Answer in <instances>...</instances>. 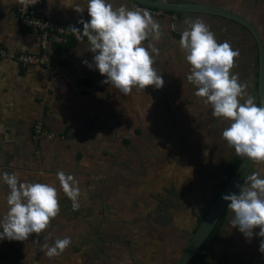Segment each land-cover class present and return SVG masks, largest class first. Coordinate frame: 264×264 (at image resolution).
Listing matches in <instances>:
<instances>
[{"label":"crops","instance_id":"0c3cea01","mask_svg":"<svg viewBox=\"0 0 264 264\" xmlns=\"http://www.w3.org/2000/svg\"><path fill=\"white\" fill-rule=\"evenodd\" d=\"M157 1L224 8L245 18L264 42V0ZM108 2L114 7L126 5L132 10L136 7L129 0ZM19 5V0H0V48L8 54L43 53L48 67H22L7 56L0 57V172L18 173L21 182L54 185L58 190L60 213L42 234L33 233L27 241L0 240V264H168L169 255L175 256L178 236L191 222L189 213L193 210L187 200L194 184L193 173L199 179L202 169L219 168L225 154L232 153L231 160L236 155L222 137L230 121L212 116L211 105L195 95L196 86L187 80L191 66L186 60V51L180 46L181 33L186 27L184 21L186 18L203 19L218 43L227 40L233 50H239L231 73L238 74L240 82H248L246 91L256 98L252 74V78L245 77L247 67L251 72L252 46L248 45L246 51L242 40H250V37L222 18L149 10L161 26L160 39L149 38L143 44L146 47L153 43L158 49V54H153V67L165 83L161 89L133 88L125 96L114 86L102 83L106 76L95 68L94 53L89 51L87 37L82 42L73 40L62 47L41 46L36 35L21 26L13 15ZM74 6L84 11L77 12ZM38 11L46 19L66 25L91 19L87 0H43ZM84 60L93 67L90 69L83 64ZM36 123L52 136L35 137L33 126ZM199 141L197 152L193 142ZM186 146L190 150L193 147V156L192 152L186 153ZM117 148H122L125 156L140 159L146 179L132 184L128 175L119 174L122 170H118L114 160ZM176 154L182 155L181 162L185 159L181 163L182 171ZM160 156L161 159L169 157L171 163L178 166L172 169L167 165L172 171L162 186L159 185ZM129 163L133 165L130 160ZM149 166L156 172L150 178L151 186L146 188L161 186V192L169 190L165 202L169 205L168 214L163 217L169 219L170 226L160 217L163 209L156 202L154 213L152 207L142 210L147 223L137 229L142 233L139 244L130 242L128 248L127 242L107 244L105 234L121 232L123 219L127 222L130 219L131 225L137 223L138 219L128 213L131 208L127 199L132 190L137 191L138 184L148 181ZM59 171L73 175L79 182L78 210H73L72 201L60 187L56 175ZM154 183L157 185L153 186ZM6 192L7 186L0 185V220L8 209ZM65 236L71 237L72 244L60 256L44 255L41 249L45 245L51 246L57 238ZM239 251L240 264H250V258L253 264L255 261L261 264L260 254L253 252L247 256L245 247Z\"/></svg>","mask_w":264,"mask_h":264},{"label":"clouds","instance_id":"9594fccd","mask_svg":"<svg viewBox=\"0 0 264 264\" xmlns=\"http://www.w3.org/2000/svg\"><path fill=\"white\" fill-rule=\"evenodd\" d=\"M24 3L25 0H19ZM77 12L84 9L74 6ZM89 21L81 19L83 31L72 27L78 41L87 37L89 51L94 53L95 68L110 84L125 96L133 88L144 90L148 86L161 89L164 79L153 67L158 49L146 40L160 39V24L147 9H129L126 5L114 7L108 0H87ZM181 33L180 46L187 53L191 66L187 76L196 86L195 95L205 98L211 105L212 116L230 121L222 131V137L238 156L264 163V106H258L256 98L247 93V83L240 82L238 74L231 73L239 50L225 40L218 43L215 34L203 19L186 18ZM90 69L87 60L82 62ZM245 97H247L245 99ZM243 101V102H241ZM60 187L72 201L73 210L80 207L81 189L71 174L57 172ZM0 185L7 186V213L0 220V240L27 241L35 233L42 234L60 213L58 190L52 184L21 182L18 173L0 172ZM238 194L222 196L230 201L228 209L233 212L230 223L247 240L256 236L264 238V178L256 172L246 177L245 186ZM72 244L71 237L57 238L42 251L48 258L60 256ZM264 253V239L259 249Z\"/></svg>","mask_w":264,"mask_h":264},{"label":"rangeland","instance_id":"374dc122","mask_svg":"<svg viewBox=\"0 0 264 264\" xmlns=\"http://www.w3.org/2000/svg\"><path fill=\"white\" fill-rule=\"evenodd\" d=\"M249 40L245 42V46L246 43L247 45L249 44ZM250 47V46H249ZM247 48V46H246ZM246 58L248 59V55L246 52ZM251 64V63H250ZM246 67V65H245ZM250 70H253L252 65H250ZM245 72L247 73V75L245 74L246 78H252L251 76V72L249 71V67L246 68ZM254 78V77H253ZM248 83V82H246ZM254 89V86L252 87ZM255 91V90H254ZM256 102V101H255ZM217 127V125H215ZM219 127V126H218ZM149 130L151 131V127H149ZM145 132H147L145 130ZM153 132V131H151ZM221 136V135H220ZM218 139V138H217ZM137 143V142H136ZM144 143V141H143ZM183 143V142H182ZM190 143V142H186ZM192 143V142H191ZM196 146V148L194 149V151L198 152V147L200 145V141L199 142H193ZM138 144H140V142H138ZM155 145V144H154ZM153 145V146H154ZM135 149V148H134ZM193 150V147L191 148ZM216 149V147H214V150ZM234 149V148H233ZM192 150L188 149V147L186 146V153L189 152L191 153ZM180 151V148L178 149V152ZM114 154L117 155L115 160V163L118 165L117 168L118 170H122L119 174L122 177H126L128 178L129 182L132 181V184H135L134 182L137 181L138 183H140L141 180L146 179L145 176V169L141 170V161L140 159H134L128 156V154L125 156V153L123 152L122 148H117L114 151ZM181 154H176V157H178V162L180 166V169L182 171V162H184L183 159L181 162ZM192 156H193V152H192ZM232 153H227L223 156V164L221 166H219V168L215 169L214 171H210V169H202L201 172L198 173V177H199V181H197V186L200 190L201 193H204L205 195L203 196V198H199L198 200H194L193 203H190L192 206L193 211L191 213H189L190 215V224L184 229V233L181 234L180 233V237L178 236L179 240L178 242L175 244V256H170L168 258V264H174L175 261L177 260L178 255L180 254L185 242L187 241V238L191 235L192 231L195 228V211L200 207V206H204V210L206 208H208V206L211 204V201L213 200L214 195H216V193H218V191L221 189L220 188V184H219V177L221 175V173L224 170V166L226 165V163H229V160H231ZM185 157V155L183 156ZM190 157V156H189ZM163 158L165 159H161L160 156V183L159 185H164L165 181L167 179V174L170 173V171L167 169V165L172 167V169H174L176 166V163H171V161L169 160V157L167 156H163ZM103 160V158H101ZM127 160V161H125ZM130 162L133 163V165L131 166ZM222 161V160H221ZM126 162V163H125ZM231 162V161H230ZM190 165H192V162L190 163ZM120 166H122L120 168ZM176 166V167H178ZM253 171H251L248 176H250L253 173L259 172L261 178H264V163H259V162H255V164L252 166ZM132 170V172L130 171ZM153 171V169H151V167H148V171L147 174L148 176V181H145L144 184L139 185V191L137 189L136 190H132L133 193L131 192L129 194V198L127 199V203L129 204V209L128 213H130L133 217L137 218L138 221L137 223L132 222L133 224L131 225L130 223V219L128 220V222L123 219V221L120 222V225H122V231L116 233L115 231H112L111 233H107L105 234V240L107 244L111 245V244H115L116 242H118V244H123L125 242H127L128 244L126 245L127 248L129 247V243L131 242L132 245H136L139 244L142 241V233L141 231H138L137 229H141L140 227H144L145 224L147 222H145V220H147V218H144V212L148 210V208H153L157 204L160 203L161 205H165L167 203H165L167 201L168 198V192L169 190L164 189L163 192H161V186L159 188H149L147 189L146 186H151V182H153L152 180H150V178L152 179V175L155 174ZM194 176L197 174L193 173ZM154 178V177H153ZM165 178V180H164ZM246 180L243 182L242 187L245 186ZM157 184L154 183L153 186H156ZM163 189V188H162ZM136 191V192H135ZM240 191V189H239ZM238 191V192H239ZM158 192H160V196H157ZM165 197V199H163ZM161 202H164L163 204H161ZM191 202V200H190ZM167 206H169L167 204ZM143 207V208H142ZM151 208V209H152ZM142 210H145L144 212H142ZM153 213L155 211V209L153 208ZM156 211H158L156 209ZM125 213L127 214V212L125 211ZM162 215V213H160ZM186 216H189L187 214H185ZM233 212L228 209V213L226 215V219L225 222L220 226V230H219V234L216 237L215 243H214V247L212 248V250H210L209 252L206 250H201L200 256L199 258L193 262L192 264H240L241 262L238 261L239 259L241 260V257H239L240 251L242 247H245V249H247L246 251V255H252L253 252L260 254V258H261V264H264V253H261L258 249H259V244L260 241L262 239V237H256L255 233L259 232V228L254 230V235L251 238V240H247L245 238V236L238 230V228H232V225L230 223L231 219L233 218ZM118 229L120 230V228L118 227ZM171 231V230H169ZM103 236L104 233L102 232ZM112 240V243H109L108 241ZM114 241V242H113ZM255 249V250H254ZM254 260L253 258H250V264H253ZM255 264L256 261H255Z\"/></svg>","mask_w":264,"mask_h":264},{"label":"water","instance_id":"95a60500","mask_svg":"<svg viewBox=\"0 0 264 264\" xmlns=\"http://www.w3.org/2000/svg\"><path fill=\"white\" fill-rule=\"evenodd\" d=\"M136 5L143 6L146 8H151L159 10L162 12L170 13H193V14H204L208 16H214L217 18H222L232 23H235L242 28H244L251 38L253 39L256 50H257V65H256V101L258 106H264V50L262 42L258 32L253 28V26L243 17L230 12L224 8L201 4V3H176V2H163L157 0H129ZM254 161L243 157L236 170L229 178V180L224 184V186L219 190L197 227L188 238L185 246L180 252L176 262L174 264H190L195 253L200 252L201 244L207 238L223 211L228 208L230 201H225L222 196L237 193L239 191V186H242L243 182L246 180Z\"/></svg>","mask_w":264,"mask_h":264},{"label":"built area","instance_id":"2783aa9c","mask_svg":"<svg viewBox=\"0 0 264 264\" xmlns=\"http://www.w3.org/2000/svg\"><path fill=\"white\" fill-rule=\"evenodd\" d=\"M43 0H25L24 3L16 8V11L13 15L17 18L18 23L21 26L28 28L33 32L38 38L39 44L44 46L46 44L51 45H63L66 44L69 40H77L76 36L71 31V26L79 28L80 31H83V25L79 22L66 25L61 24L56 21H51L46 19L38 11V8L41 6ZM147 9L143 6L134 7L135 9ZM149 10V9H147ZM89 21V20H84ZM86 38V37H84ZM7 56L14 63L19 66H42L48 67L47 60L43 53L40 54H27V53H14L8 54L3 48H0V57ZM33 134L35 137L43 135L46 138H50L52 134L46 132L42 129L41 124L36 123L33 126Z\"/></svg>","mask_w":264,"mask_h":264},{"label":"flooded vegetation","instance_id":"af4514ba","mask_svg":"<svg viewBox=\"0 0 264 264\" xmlns=\"http://www.w3.org/2000/svg\"><path fill=\"white\" fill-rule=\"evenodd\" d=\"M214 17V16H213ZM230 22V21H229ZM232 23V22H231ZM235 24V23H234ZM237 27H238V29L239 30H241L246 36L248 35L249 37H250V42H249V44H251V46H252V51H251V53H252V55H251V65H252V67H253V70L251 71V73H252V75H253V77H254V81L256 80V65H257V50H256V45H255V43H254V41H253V39L251 38V36L249 35V33L244 29V28H242L241 26H239V25H237V24H235ZM252 25V24H251ZM253 28L257 31V29L253 26ZM258 32V31H257ZM259 34V33H258ZM260 36V35H259ZM260 39H261V42H262V46H263V50H264V42H263V40H262V38H261V36H260ZM246 41H248V40H242V42H246ZM246 46H247V48L245 47V49H246V51H248V45H247V43H246ZM254 89H255V92H256V84H254ZM227 166H228V164L227 165H225L224 166V170L227 168ZM224 170H223V172H224ZM222 172V173H223ZM222 173H221V175H222ZM220 175V176H221ZM220 178V177H219ZM192 183H194L193 184V186L191 187V189H192V191H190V195H189V199L187 200V203L190 205V206H192L190 203H193L194 202V200H195V202H196V200H198L200 197L201 198H203V196L205 195L204 193H201L200 192V190H199V188H198V186H197V181H199V179H197V176L195 175V176H193L192 178ZM219 192V191H218ZM216 195H217V193H216ZM216 195H214V197H213V199L215 198V196ZM190 200H191V202H190ZM213 201V200H212ZM211 201V202H212ZM164 202H161V204H163ZM174 205V207H176V204H173ZM173 205H172V207H173ZM160 207H162V211H161V213H162V215L160 214V217L162 218L163 216H166L168 213H167V210H166V207H167V205H161ZM204 206H200L196 211H195V213H196V215H195V221L197 220L196 218L200 215H202L201 216V218L203 217V215H204V213L206 212V210H207V208L204 210V208H203ZM209 207V206H208ZM170 208H171V206H170ZM228 209V208H227ZM190 210H193L192 209V207H191V209ZM191 213V212H190ZM201 218H200V220H201ZM163 219H164V221H166V222H164V223H166V225L167 226H170V223L169 222H167V220H169V219H167V218H164L163 217ZM162 220V219H161ZM160 220V221H161ZM200 220L197 222L196 221V224H195V228L197 227V225H198V223L200 222ZM195 228H194V230H195ZM193 230V231H194ZM193 231H192V233H193ZM191 233V234H192ZM191 236V235H190ZM189 236V237H190ZM188 237V238H189ZM188 238H187V240H188ZM187 242V241H186ZM186 242H185V244H186ZM185 244H184V246H185ZM183 246V247H184ZM183 249V248H182ZM201 250H204V249H201V247H200V252H199V256H200V253H201ZM182 251V250H181ZM179 256V255H178ZM199 256L196 258V260L199 258ZM178 258V257H177ZM196 260H191V262H190V264H192L193 262H195ZM176 262V261H175Z\"/></svg>","mask_w":264,"mask_h":264},{"label":"trees","instance_id":"16d2710c","mask_svg":"<svg viewBox=\"0 0 264 264\" xmlns=\"http://www.w3.org/2000/svg\"><path fill=\"white\" fill-rule=\"evenodd\" d=\"M139 6V5H138ZM149 10H155V9H151V8H147ZM156 11V10H155ZM73 41V40H69L68 42ZM67 42V43H68ZM66 43V44H67ZM56 47H62V45H54ZM64 46V45H63ZM243 157L238 156L237 154L234 155V157L231 160V163H228L227 168L224 170V172L222 173V175L219 178V184H220V188H222L224 186V184L229 180V178L232 176V174L234 173V171L236 170L237 166L239 165V163L241 162ZM255 164V162H254ZM253 164V165H254ZM251 171H253V168H251ZM250 171V172H251ZM249 172V173H250ZM239 192L237 191L236 194H238ZM228 213V209H226L225 211H223L222 215L220 216L219 220L217 221V223L215 224V226L213 227V229L211 230V232L209 233V235L207 236V238L204 240V242L201 244V249H204L206 251H210L213 248L214 242L216 237L219 234V230H220V226L225 222L226 219V215ZM202 216V215H201ZM201 216L199 215L196 219V221L198 222L201 218ZM199 256V252L195 253V255L193 256L192 260H196V258Z\"/></svg>","mask_w":264,"mask_h":264}]
</instances>
